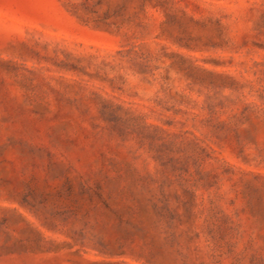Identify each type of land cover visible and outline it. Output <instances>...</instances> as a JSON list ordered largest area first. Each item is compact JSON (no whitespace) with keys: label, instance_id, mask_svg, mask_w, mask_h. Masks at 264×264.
<instances>
[{"label":"rangeland","instance_id":"rangeland-1","mask_svg":"<svg viewBox=\"0 0 264 264\" xmlns=\"http://www.w3.org/2000/svg\"><path fill=\"white\" fill-rule=\"evenodd\" d=\"M0 264H264V0H0Z\"/></svg>","mask_w":264,"mask_h":264}]
</instances>
